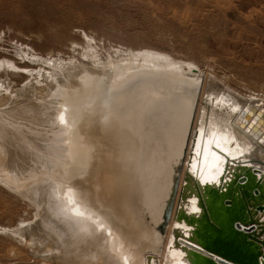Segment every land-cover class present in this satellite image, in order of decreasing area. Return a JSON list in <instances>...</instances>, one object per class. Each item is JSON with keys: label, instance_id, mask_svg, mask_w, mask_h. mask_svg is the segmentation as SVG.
Here are the masks:
<instances>
[{"label": "bare ground", "instance_id": "bare-ground-1", "mask_svg": "<svg viewBox=\"0 0 264 264\" xmlns=\"http://www.w3.org/2000/svg\"><path fill=\"white\" fill-rule=\"evenodd\" d=\"M90 57L89 66L27 57L48 70L26 69L28 80L19 88L0 78V183L33 208L30 219L7 231L31 246L44 264H193L194 252H206L191 240L194 227L178 216H197L204 188H224L234 173L254 171L264 187V100L222 91L211 74L163 52L130 51L117 59L108 56L105 63L96 51ZM0 70L15 74L20 69L3 58ZM138 70L161 85L174 107L181 106L178 112L173 107L162 111L165 117L158 115L157 132L152 127L146 131V125L129 137L125 129L132 122L135 96L126 98L124 84ZM199 81L182 170L161 238L142 209L150 214L157 209L154 186L169 157L165 142H170L176 114L193 101L190 91L171 85ZM135 145L143 146L144 153ZM139 154L150 162L152 180L138 181L136 189L133 170ZM127 178L132 180L127 183ZM257 219L264 232L263 211Z\"/></svg>", "mask_w": 264, "mask_h": 264}, {"label": "rangeland", "instance_id": "rangeland-1", "mask_svg": "<svg viewBox=\"0 0 264 264\" xmlns=\"http://www.w3.org/2000/svg\"><path fill=\"white\" fill-rule=\"evenodd\" d=\"M146 50L196 65L222 91L264 100V0H0V60L20 69L0 78L14 88L26 69L48 70L27 57L89 66L91 52L105 63ZM1 184L0 264H44L7 231L33 208Z\"/></svg>", "mask_w": 264, "mask_h": 264}, {"label": "water", "instance_id": "water-1", "mask_svg": "<svg viewBox=\"0 0 264 264\" xmlns=\"http://www.w3.org/2000/svg\"><path fill=\"white\" fill-rule=\"evenodd\" d=\"M144 76L138 70L130 81L124 84L125 92L128 94L126 98L135 96L130 106L132 122L126 123L125 129L129 137H132L133 132L134 135H139L140 130H146V125H148L146 131L150 132L152 127V130L157 132V128L158 130L161 128L158 115L165 117L162 111L176 105L161 91V85L155 79L152 78L155 81L151 82L149 81L151 77ZM171 86L178 91L182 88L190 91L193 101L191 100L192 103L188 101L191 107L181 112L180 116L176 114L172 121L170 142L169 140L165 142L169 157L165 160L159 182L154 186V210L157 209L152 214L142 209L145 221L161 238L164 236L174 203L201 82ZM122 90L124 88L118 91ZM106 91L111 92L109 89ZM180 106L174 107L177 112ZM135 147H139V151L144 153L143 146ZM143 156H138L139 160L135 158L133 176L136 180L134 183L136 189L138 188L136 183L146 180L149 173L150 162ZM132 178H127V183ZM150 180L152 178L149 174L147 181ZM263 192L261 181L256 179L254 171L248 170L243 174L234 173L224 188L214 186L204 188V192L199 194L201 212L197 216H185L181 213L177 218L178 220L184 218L186 223L194 227L191 240L206 252L205 255L194 252L193 264H220L211 255L226 260V264H263L264 232L258 226L257 219L258 211L264 212Z\"/></svg>", "mask_w": 264, "mask_h": 264}]
</instances>
